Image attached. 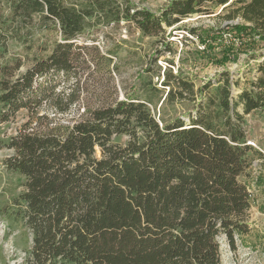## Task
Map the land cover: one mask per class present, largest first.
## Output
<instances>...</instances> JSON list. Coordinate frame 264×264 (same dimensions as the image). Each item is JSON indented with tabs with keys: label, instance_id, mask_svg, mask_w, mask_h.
Returning a JSON list of instances; mask_svg holds the SVG:
<instances>
[{
	"label": "trees",
	"instance_id": "16d2710c",
	"mask_svg": "<svg viewBox=\"0 0 264 264\" xmlns=\"http://www.w3.org/2000/svg\"><path fill=\"white\" fill-rule=\"evenodd\" d=\"M219 9L240 20L232 28L249 47L264 41V0H174L159 14L130 0H0V123L23 109L30 119L1 144L12 152L7 169L24 177L7 216L29 234L25 264H223V243L236 250L237 237L250 233L251 193L241 178L263 154L248 144L246 116L264 118V60L236 96L230 72L197 87L173 61L162 88L154 83L158 60L171 52L167 29ZM123 23L164 49L124 98L114 87L90 101L85 71L109 65L122 48L93 56L99 38L80 41L100 24ZM61 79L68 87L59 88ZM166 90L163 105L192 108L158 117ZM76 107L71 124L47 114L41 123L42 110L67 116Z\"/></svg>",
	"mask_w": 264,
	"mask_h": 264
},
{
	"label": "rangeland",
	"instance_id": "374dc122",
	"mask_svg": "<svg viewBox=\"0 0 264 264\" xmlns=\"http://www.w3.org/2000/svg\"><path fill=\"white\" fill-rule=\"evenodd\" d=\"M135 8L148 9L154 13H160L174 0H130ZM195 16L175 24L167 29L166 37L169 41L171 52L165 51L162 58L158 60V66L162 68V79L158 81L155 77L154 83L162 88L163 72L168 67L167 61L175 63L174 73L179 67L181 72L189 76L197 87H200L223 72H230L233 78L239 81L235 87V96L249 87L252 78L258 75L256 66L264 60V41L256 43L254 48L247 44V39L238 35L232 28L240 22L239 19L229 20L225 17L226 12L220 14ZM220 14V15H219ZM186 27V30H184ZM221 27L223 33L214 35L210 31ZM187 29H195L197 36H192ZM92 31L90 36L98 37V50H91L93 56L97 52L105 54L107 51L122 48L120 58L113 59L109 65H103L101 69L87 70L82 77L85 83L84 96L90 101L96 102L98 98L119 91L120 98H124V88L131 91L139 87L141 77L150 64L158 49H164L156 45L157 39L144 37L134 25L120 24L106 27L100 24L98 30ZM51 37L48 43H53ZM90 41V40H88ZM204 43V44H203ZM15 46L14 49H17ZM253 50L258 54L257 59L250 57ZM138 53L137 56L133 53ZM38 53V51H34ZM29 65V64H28ZM28 65L26 67H28ZM118 67V71L115 70ZM24 67L23 70L26 68ZM110 70V71H109ZM147 73V72H146ZM147 79H144L146 81ZM71 84V83H70ZM69 83L61 79L59 88L68 87ZM167 91L162 100L157 104L156 112L161 119L171 120L175 116L182 115L192 108L190 103H164ZM76 107L67 116H55L51 109L40 111L41 123H47L46 114L49 119H55V123L64 125L71 124L78 117ZM43 116V117H41ZM29 119L27 110H21L15 119L0 123V264H25L26 249L30 245V238L22 222L14 221L7 216V210L11 211L13 202L24 191V177L7 169L5 160L12 154L8 149L1 147L12 135ZM248 144L263 154L264 157V118L258 114L246 116ZM46 128V126H45ZM126 136L116 137L115 141L124 143ZM259 154L253 156V164L249 170L248 177L241 180L247 185L251 193L252 207L249 213L248 223L250 233L244 237H237L236 250H231L225 243L223 249V264H264V158Z\"/></svg>",
	"mask_w": 264,
	"mask_h": 264
}]
</instances>
